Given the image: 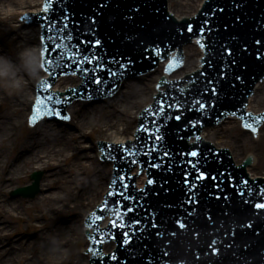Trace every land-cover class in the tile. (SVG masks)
Listing matches in <instances>:
<instances>
[{
    "label": "bare ground",
    "instance_id": "1",
    "mask_svg": "<svg viewBox=\"0 0 264 264\" xmlns=\"http://www.w3.org/2000/svg\"><path fill=\"white\" fill-rule=\"evenodd\" d=\"M43 2L0 0V20L41 11ZM21 22L12 24L11 35L5 34L8 47L0 45V264H89V256L84 253L88 243L80 250L77 246L87 238L85 215L103 199L113 165L99 161L97 146L84 142L86 132L94 135V140H133L137 114L153 100L154 85L163 73L158 70L142 78L144 83L128 81L120 102L108 100L104 102L107 105L94 107L91 103L73 104L70 109L75 131L66 123L55 127L45 121L36 129L29 127L21 137L36 97V81L46 76L40 64L41 28L34 25L24 30L25 21ZM185 53L183 71L174 73L171 79L198 68L203 53L197 44L185 46ZM35 168L44 170L41 188L50 192L31 204L8 199L17 182ZM28 209L34 213L27 219L37 221V230L19 238L14 219L23 220L21 214ZM58 214L67 216L59 218Z\"/></svg>",
    "mask_w": 264,
    "mask_h": 264
},
{
    "label": "water",
    "instance_id": "2",
    "mask_svg": "<svg viewBox=\"0 0 264 264\" xmlns=\"http://www.w3.org/2000/svg\"><path fill=\"white\" fill-rule=\"evenodd\" d=\"M203 1L204 0H169V7L170 10L175 14V16L181 18L185 15L190 16L196 13L197 10L202 6ZM37 12H28V13H37ZM29 27H34V25ZM27 28H28L27 26L23 27L24 30H27ZM184 67L179 71H183ZM80 81L81 79L77 77L61 78L59 81L53 84L52 88L54 90L65 91L67 87L76 85ZM139 82L144 83L142 78L139 79ZM126 83L127 82H125V84ZM91 104L92 107L95 106L93 103ZM263 108H264V81L256 85L255 93L250 97V103L248 106V109L256 113L260 112ZM239 123L240 122L237 121L236 119H227V121L223 122L218 127L204 130L202 136L204 139L212 141L218 147H222V146L229 147L233 152V155L235 156L234 158L236 159L237 163H241L245 155L250 153V155H252L253 157L252 160L253 164L247 168V171L252 175V177H258V176L264 177V127H262L260 130L261 132L260 136L258 138H253L251 133L245 132L240 127V125H238ZM137 171L138 168H135L133 172L136 173ZM145 181H146V175L145 174L140 175L137 178L138 186L140 187L143 186ZM27 191L28 189H23L17 192H27ZM107 222L108 219H105L102 223V226L106 225ZM113 247L114 244H111L107 246L105 250L110 251L112 250Z\"/></svg>",
    "mask_w": 264,
    "mask_h": 264
},
{
    "label": "snow or ice",
    "instance_id": "3",
    "mask_svg": "<svg viewBox=\"0 0 264 264\" xmlns=\"http://www.w3.org/2000/svg\"><path fill=\"white\" fill-rule=\"evenodd\" d=\"M237 6H238V5H237ZM101 7H103V5H101ZM45 11L47 12L48 9L45 8ZM137 11H138V9H137ZM220 11H223V9H220ZM68 19H69V17H68V15H67V13H65V15L62 16V17L60 18V23L62 24V27L59 29L60 32H64L65 30H67V28H68V24H67L66 21H67ZM237 19H239V18H237ZM91 22H92V24L94 25V24L96 23L95 18H92ZM206 25H207V21H205V27H201L200 30H199V36H200V37H204V35H205V31H206ZM49 27H51V22H49ZM207 30H208V31H211L210 29H207ZM192 31H193V25H192V24H188V25H187V32H188V33H191ZM41 39H43V37H42ZM48 40H49V41H55V37L49 35V36H48ZM100 43H101V42H100L99 40H95L94 42H92V41H83V40H82V41L80 42V44H90L92 47H98V46L100 45ZM256 43L259 44L260 41H256ZM56 47H58V44L56 45ZM77 47H79V46H77ZM200 47H201V48H206L207 46H206V44L201 43V44H200ZM54 50H55V49H54ZM145 51H146V52H147V51H153V52H155V48H153V49H145ZM226 51H227V54H228V55H231V50H230V49H228V50H226ZM260 58H261V57L258 55V56H257V59H260ZM93 61H96V64H95V71H96V72L104 71V70H105L104 66H103L102 64L99 63V58H98V57H95V56H93V57H88V56H86V55H85V56H81L80 59H78V60L76 61V64H77V69H76V70H77V71H83L84 74H87V72H88L87 68H84V69L81 70L80 67H79V65H80L81 63L92 64ZM112 62H113V63H118L119 68L121 69V71H120V72H117V71H112L111 69H108L107 71H108V76H109V78H111V77H115V76H117V75H121V76H123L125 73H127V72L130 70L131 67L134 66V62H133L130 58L127 60V63H126V64H125V63H120V62L115 61V60H113ZM46 63H48V64H52V63H53V60H52L51 58H48V59L46 60ZM237 79L239 80V79H241V77H237ZM93 82H94L96 85H100L101 82H102L101 79H100V77L97 76V75H95V72L93 73ZM209 83H212V82L209 81ZM112 92H115V87H113V88L110 89V94H111ZM212 94H213V95H217V94H218V93H217V90L215 89V87L212 88ZM81 98H82V99L84 98V97H83V94H81ZM87 98H88L89 100H91V96H88ZM49 99H52V97H49ZM38 103H40V102L38 101ZM164 103H165L164 100H161V101L159 102V105H158L157 108L153 111V115H155L156 113H162V112L164 111ZM197 103L199 104V109H200V110H204V109L208 106V105H206L205 103H200L199 101H198ZM212 106H214V105H212ZM169 107H171V106L169 105ZM38 110H39V109H37V111H38ZM48 111H49V115H50V116H55L57 119L64 120V121H67V120L70 119V117H68V116H66V115L62 116L61 113H60V111L56 110L55 107H53V108H51V109H48ZM235 114H236V113L234 112L233 115H235ZM32 119H33V121H35L36 117L33 116ZM175 119H176L177 121H179V120L181 119V116H180V115H176V116H175ZM152 123L155 124V120H153ZM245 126H246V127H252L251 125H245ZM161 127H162V125H161ZM193 127H195V124H194V123H193ZM141 130H143V131H147L146 129L143 128V126H141ZM252 131L255 132L256 129H255V128H252ZM152 138H153V137H152V134L150 133V134H149V139H152ZM182 138H183V137H182ZM162 139H163V137H162L161 135H155V137H154V140H155L156 142H158V141H160V140H162ZM100 150H101V152H103V148H102V147H101ZM152 150L154 151L155 148H153ZM199 154H200V153H199V150H198V149H195V150L189 151V152H187V153H181V155H186V156L191 157V158H196V157L199 156ZM169 155H170V153H168V152H165V153H164V156H169ZM187 163H188L192 168L196 169L195 181H201V180H205V179L208 178V174L205 173V172H203V171H201V170L197 167V164L199 163V161H196V162L194 163L192 159H189V160L187 161ZM150 166H151V167H154V168H159L161 165H160V164H156V163H150ZM189 175H190V173H188V172L186 171V172H185L184 183H185V186H186V187H188L189 184H191V187H188V192H189V193H192L193 190L197 188V184H196L195 182H190V181H189V179H188ZM220 175L223 176L224 173H221ZM122 179H123V178L121 177V180H122ZM212 180H213V181H216V180H217V177H216L215 175L212 176ZM115 182H116V181H112V183H115ZM222 182H223V181L221 180V183H222ZM153 183H154V181L151 180V179L148 181V184H149V185H152ZM243 183H244V184H247V181H243ZM124 187H125V189H126L127 186L125 185ZM216 187L218 188V187H219V184H217ZM233 187H235V185H233ZM119 195H123V193H119ZM238 195H240V196H244V192H242V191H241V192H238ZM261 196H264V192H261ZM126 198L131 199L130 197H126ZM215 198L219 199L220 197H219V196H216ZM224 198L227 199L228 197L225 196ZM188 202H192V203L194 204V203L196 202V198H195V196H194V195L187 196V199H186L185 203H188ZM133 210H134V209H133L132 207H129V208L127 209V212H132ZM98 219H99V217H98ZM139 223H140L139 220L133 221V222L127 224V225H125V224H123V223H119V224H118V223H116L115 221L113 222V226H114V227H120V228H131V229H134V230L132 231L131 234H130L128 231H123L122 235H123L124 239H123V241H122V244H123L124 246L129 245L130 242H131V240H132L133 238H135V236L137 235V230H135V226L138 225ZM152 227H157V225H156L155 222L152 223ZM138 231H139V232H143L144 230H143V229H139ZM88 251L91 252L92 249H89ZM111 259H113V260L115 261V260L118 259V257H117L116 255H113V256L111 257Z\"/></svg>",
    "mask_w": 264,
    "mask_h": 264
},
{
    "label": "rangeland",
    "instance_id": "4",
    "mask_svg": "<svg viewBox=\"0 0 264 264\" xmlns=\"http://www.w3.org/2000/svg\"><path fill=\"white\" fill-rule=\"evenodd\" d=\"M20 22V18H18V16L17 17H14V18H12V19H9V18H5V20H0V45L1 46H7L8 47V44H7V42H6V36H5V34H9V35H11L12 33H11V28H12V24L14 25V24H16V23H19ZM128 86L126 85V86H124L123 87V89H125V88H127ZM5 94H6V92H5ZM13 94H15V93H12V95ZM122 96H123V93H122V95H121V98H122ZM113 101V100H112ZM121 100L118 98L116 101H115V103L116 102H120ZM102 104V103H101ZM101 104H98V105H101ZM105 104V103H104ZM105 105H107V104H105ZM90 108H92V107H90ZM72 111V113H73V110H71ZM68 127V126H67ZM70 127H73V130L75 131L76 129H75V120L74 121H72V123L70 124ZM34 129H36V128H34ZM29 131V126H28V123L27 122H25L24 123V127L22 128V130H21V137L22 136H24L27 132ZM84 133V132H83ZM86 137H85V140H84V142L88 145V146H92V147H95V144H96V142H97V140H94L95 138V136L94 135H91V136H89V133L88 132H86ZM83 136H85L84 134H82ZM90 137H92V139L90 138ZM88 150H91V149H88ZM74 151V150H73ZM62 165L64 166V167H67V166H65V163H63V161H62ZM26 170V169H25ZM35 170H37L36 168H35ZM34 171V170H33ZM33 171H28L27 172V174L26 175H24L23 177H22V179H20L19 180V182H17V184H18V186H22V185H25L26 183H30L31 181H30V175H31V173L33 172ZM38 171H42V173H43V175H42V179H41V181H40V193L38 194V195H36L34 198H22V197H17V198H12V195H11V192H12V190L8 193V195H7V197H8V199H10V200H16L17 199V201H20V202H24L25 204L27 203V204H31V203H33V202H38V201H40L39 200V197L42 195V194H44V193H47V192H50V191H47L46 189H43V188H41V183H43V179L45 178V172H44V170H38ZM59 191H61V192H63L64 190L63 189H60ZM32 212H33V210L32 209H28V211L27 212H24V213H22L21 214V216H22V218H23V220H19L18 218L17 219H14V221L16 222V224H17V226H18V229L16 230V232L18 233L17 234V237H19V238H23V237H25L27 234H29V235H32L33 233H32V231H36L37 230V228H35L34 226H35V224H36V222L37 221H35V222H32V221H28V216L29 215H32ZM34 213V212H33ZM57 216H60L59 218H66V216L67 215H65V214H58ZM58 218V219H59ZM42 220V219H41ZM33 224V225H32ZM49 225H47V227H48ZM46 227V228H47ZM27 237V236H26ZM86 239H83V241L81 242V244L80 245H78L77 247H78V249L80 250L83 246H85L86 245ZM11 248V247H10ZM44 261V260H43ZM42 261V262H43Z\"/></svg>",
    "mask_w": 264,
    "mask_h": 264
}]
</instances>
